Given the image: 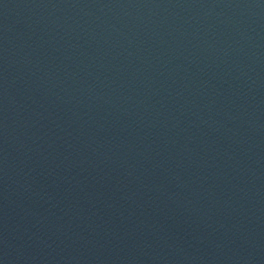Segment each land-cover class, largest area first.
Listing matches in <instances>:
<instances>
[{"label":"water","instance_id":"1","mask_svg":"<svg viewBox=\"0 0 264 264\" xmlns=\"http://www.w3.org/2000/svg\"><path fill=\"white\" fill-rule=\"evenodd\" d=\"M0 264H264V0H0Z\"/></svg>","mask_w":264,"mask_h":264}]
</instances>
